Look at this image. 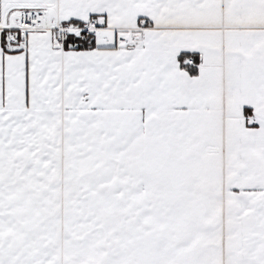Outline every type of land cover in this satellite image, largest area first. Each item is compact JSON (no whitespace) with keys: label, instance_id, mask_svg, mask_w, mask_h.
Listing matches in <instances>:
<instances>
[{"label":"snow or ice","instance_id":"6c2138e0","mask_svg":"<svg viewBox=\"0 0 264 264\" xmlns=\"http://www.w3.org/2000/svg\"><path fill=\"white\" fill-rule=\"evenodd\" d=\"M0 264H264V0H0Z\"/></svg>","mask_w":264,"mask_h":264}]
</instances>
